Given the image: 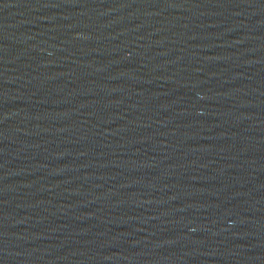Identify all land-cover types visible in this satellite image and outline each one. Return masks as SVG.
Listing matches in <instances>:
<instances>
[{
  "label": "water",
  "instance_id": "95a60500",
  "mask_svg": "<svg viewBox=\"0 0 264 264\" xmlns=\"http://www.w3.org/2000/svg\"><path fill=\"white\" fill-rule=\"evenodd\" d=\"M0 264H264V0H0Z\"/></svg>",
  "mask_w": 264,
  "mask_h": 264
}]
</instances>
